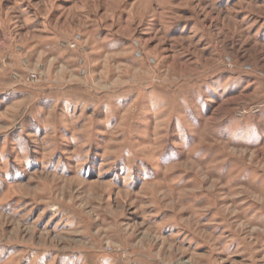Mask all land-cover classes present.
Instances as JSON below:
<instances>
[{
  "label": "rangeland",
  "instance_id": "1",
  "mask_svg": "<svg viewBox=\"0 0 264 264\" xmlns=\"http://www.w3.org/2000/svg\"><path fill=\"white\" fill-rule=\"evenodd\" d=\"M0 264H264V0H0Z\"/></svg>",
  "mask_w": 264,
  "mask_h": 264
}]
</instances>
